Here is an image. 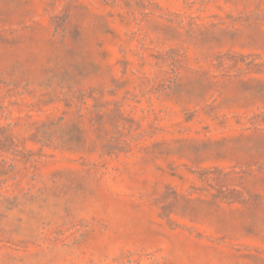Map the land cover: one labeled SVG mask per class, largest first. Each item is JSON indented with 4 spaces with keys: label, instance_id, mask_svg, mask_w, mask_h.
I'll return each mask as SVG.
<instances>
[{
    "label": "rangeland",
    "instance_id": "rangeland-1",
    "mask_svg": "<svg viewBox=\"0 0 264 264\" xmlns=\"http://www.w3.org/2000/svg\"><path fill=\"white\" fill-rule=\"evenodd\" d=\"M0 264H264V0H0Z\"/></svg>",
    "mask_w": 264,
    "mask_h": 264
}]
</instances>
